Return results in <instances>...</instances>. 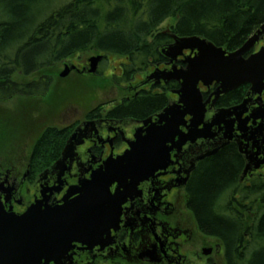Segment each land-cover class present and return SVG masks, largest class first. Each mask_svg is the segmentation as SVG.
Segmentation results:
<instances>
[{
  "label": "flooded vegetation",
  "instance_id": "1",
  "mask_svg": "<svg viewBox=\"0 0 264 264\" xmlns=\"http://www.w3.org/2000/svg\"><path fill=\"white\" fill-rule=\"evenodd\" d=\"M262 24L264 16L234 47L215 44L232 52L256 34L242 54L247 58L264 45V31L257 32ZM157 35L166 38L144 64L131 66L127 54L99 52L103 57L92 88L100 86V73L110 78L105 87L64 102L60 120L40 131L52 132L43 154L34 151L37 136L13 160L0 161L1 212L18 216L35 206L30 219L45 222L26 248L25 260L15 264L228 263L223 241L196 219L192 186L205 165L232 153L238 167L216 197L230 195L231 207L247 214L246 223L256 212L239 199H264V77L226 88L215 80H198L195 94L186 80L183 91L177 72L186 69L197 49L166 54L175 44L173 35H183L169 24L148 41ZM116 54L119 61L109 67ZM73 64L77 73L89 74L88 61ZM154 96L161 101L137 112ZM169 119L178 126L165 144L162 165L140 170L114 166L137 133L144 135L150 124Z\"/></svg>",
  "mask_w": 264,
  "mask_h": 264
},
{
  "label": "trees",
  "instance_id": "2",
  "mask_svg": "<svg viewBox=\"0 0 264 264\" xmlns=\"http://www.w3.org/2000/svg\"><path fill=\"white\" fill-rule=\"evenodd\" d=\"M263 16L264 0H0V98L44 94L50 74L22 80L14 73L26 76L82 51L127 54L131 66L144 64L166 36L148 39L169 17L176 34L234 47ZM160 101L149 97L137 112ZM51 133L39 135L34 151L44 153ZM238 164L226 152L205 165L193 182L191 207L200 227L223 241L227 264H264V199H239L256 211L246 223L247 214L231 207L230 195L216 197ZM257 201L262 203L254 208Z\"/></svg>",
  "mask_w": 264,
  "mask_h": 264
},
{
  "label": "water",
  "instance_id": "3",
  "mask_svg": "<svg viewBox=\"0 0 264 264\" xmlns=\"http://www.w3.org/2000/svg\"><path fill=\"white\" fill-rule=\"evenodd\" d=\"M261 31H264V24L257 30L258 33ZM255 35L249 37L240 48L227 53L221 46L197 35H173L176 40L175 44L169 46L164 52L176 55L179 53L177 48L180 51L186 47L197 49V54L187 59L186 69L177 72L183 80L181 89L185 91V81L191 80L193 94H195L198 80H202L203 83L215 80L225 88L243 81H252V83L260 81L264 77V45L247 58L242 57ZM100 59L101 55L89 57V72L96 70ZM68 71L69 67L65 66L60 75L63 76ZM181 101L186 104L183 98ZM177 126L178 122L170 119L163 124H150L145 129L144 135L140 133L135 135L136 139L131 143L130 149L115 159L114 166L140 170L145 167L162 165L167 155L165 144L176 133ZM35 208L32 206L17 216L5 215L1 212L0 206V264H15L25 260L26 248L33 238H38L36 235L43 231L45 223L41 218L35 221L30 219L35 214Z\"/></svg>",
  "mask_w": 264,
  "mask_h": 264
},
{
  "label": "rangeland",
  "instance_id": "4",
  "mask_svg": "<svg viewBox=\"0 0 264 264\" xmlns=\"http://www.w3.org/2000/svg\"><path fill=\"white\" fill-rule=\"evenodd\" d=\"M170 22H173V19L167 18L161 25L165 27ZM96 53L95 50L78 52L27 76H17L18 79H27L45 72L52 76V82L49 89L40 96L14 95L0 98V161L3 165L25 151L46 124L54 123L56 119L60 120V112L65 101L75 97L93 96L94 92L105 87L110 78L102 73L97 78L100 81L98 88H92L93 80L96 78L94 74L70 70L63 77L59 75L66 63L81 65L89 56ZM111 56L112 62L110 61L109 67L120 59L117 54ZM105 64L106 61L104 68Z\"/></svg>",
  "mask_w": 264,
  "mask_h": 264
}]
</instances>
